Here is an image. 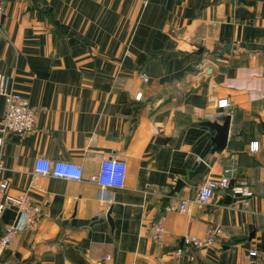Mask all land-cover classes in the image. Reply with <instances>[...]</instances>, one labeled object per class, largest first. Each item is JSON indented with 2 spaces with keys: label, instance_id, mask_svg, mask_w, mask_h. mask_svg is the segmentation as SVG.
Here are the masks:
<instances>
[{
  "label": "crops",
  "instance_id": "crops-1",
  "mask_svg": "<svg viewBox=\"0 0 264 264\" xmlns=\"http://www.w3.org/2000/svg\"><path fill=\"white\" fill-rule=\"evenodd\" d=\"M0 3V88L38 113L32 133L0 146V238L24 221L7 199L25 193L42 208L9 247L0 242V264H197L193 252L198 264H264V0ZM222 98L229 104L219 108ZM6 108L0 93V123ZM227 114L225 149L186 180L211 149L215 131L204 122ZM39 157L79 163L83 178L36 173ZM107 158L127 162L123 187L93 180ZM223 177L234 186L219 185L207 203L165 210ZM179 178L185 185L167 201ZM209 230L213 243H183Z\"/></svg>",
  "mask_w": 264,
  "mask_h": 264
},
{
  "label": "built area",
  "instance_id": "built-area-1",
  "mask_svg": "<svg viewBox=\"0 0 264 264\" xmlns=\"http://www.w3.org/2000/svg\"><path fill=\"white\" fill-rule=\"evenodd\" d=\"M4 8L0 3V19L3 15ZM0 93L7 97V108L5 115L0 123V146L6 141V136L11 133H17L22 136L32 133L37 127L38 113L36 108L31 104L29 98L22 93L3 85L0 88ZM141 96V93L138 94ZM229 104L226 98L218 100L217 106L224 108ZM250 146V150H257V142ZM46 169L47 171H37V169ZM128 164L123 159L118 158H107L101 162L100 170L97 174L92 176L101 188H114L123 187L125 185L127 176ZM34 171L45 175H53L56 177L66 179H77L83 178V167L81 164L67 161V160H51L44 157H39L35 160ZM65 172V175H56V173ZM228 178L223 177L220 181L214 179H208L206 182L201 184L197 190L193 199H183L180 201H171L165 207L166 211H179L185 212L190 203L205 204L212 197L214 191L219 185H227ZM8 189V181H0V205L5 197ZM246 194V193H245ZM5 205H12L17 208L19 213L22 215L24 221L18 225H8L4 230L3 236L0 238L2 245L9 247L13 240L16 238L19 230L22 228L33 227L38 223L42 216V208L40 204L34 201L29 195L22 193L13 198L7 199ZM3 208V207H2ZM164 233V222L159 220L151 228V236L157 241L161 242ZM217 232L209 230L207 236H184L183 243L197 249L204 245H208L214 242V235ZM180 249L177 252L180 253ZM249 255L254 256L256 250H249Z\"/></svg>",
  "mask_w": 264,
  "mask_h": 264
},
{
  "label": "water",
  "instance_id": "water-1",
  "mask_svg": "<svg viewBox=\"0 0 264 264\" xmlns=\"http://www.w3.org/2000/svg\"><path fill=\"white\" fill-rule=\"evenodd\" d=\"M202 52V49L199 48V53ZM203 67L204 73L209 74L213 71L212 67L209 64H205ZM230 121H231V115L227 114L224 117H222V122L218 123L217 121H206L204 124L209 128V130H214L215 134L213 136H210L211 141V149L210 152L206 155L204 160H201L197 166H195L194 169L189 170L186 175V180H191L193 177L202 174L206 168L207 163L210 162L213 159V154L220 153L223 151L227 145L228 142V136H229V128H230ZM264 125V123H263ZM186 180L179 178L176 180L174 187H172L166 197V200L169 201L172 196H174L175 193H177L186 183ZM234 186L233 180H230L228 183V187L231 189ZM225 203H230L231 196L230 194H227L225 196ZM112 214V208L109 209V211L106 214L107 220L110 222L112 227L114 226V220L111 216ZM194 257L196 259V262L200 261V257L196 252H193ZM26 261H19L12 264H24Z\"/></svg>",
  "mask_w": 264,
  "mask_h": 264
},
{
  "label": "clouds",
  "instance_id": "clouds-1",
  "mask_svg": "<svg viewBox=\"0 0 264 264\" xmlns=\"http://www.w3.org/2000/svg\"><path fill=\"white\" fill-rule=\"evenodd\" d=\"M37 171H45V172H46L47 170H46V169H40V168H38ZM65 174H67V173H65V172H60V171H58V172L56 173V175H58V176H59V175H65Z\"/></svg>",
  "mask_w": 264,
  "mask_h": 264
}]
</instances>
